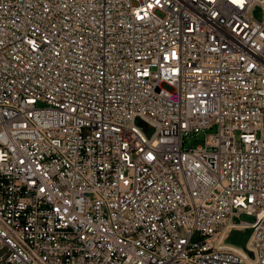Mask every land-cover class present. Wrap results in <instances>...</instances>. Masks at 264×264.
Wrapping results in <instances>:
<instances>
[{"label": "built area", "instance_id": "2783aa9c", "mask_svg": "<svg viewBox=\"0 0 264 264\" xmlns=\"http://www.w3.org/2000/svg\"><path fill=\"white\" fill-rule=\"evenodd\" d=\"M0 264H264V0H0Z\"/></svg>", "mask_w": 264, "mask_h": 264}, {"label": "rangeland", "instance_id": "374dc122", "mask_svg": "<svg viewBox=\"0 0 264 264\" xmlns=\"http://www.w3.org/2000/svg\"><path fill=\"white\" fill-rule=\"evenodd\" d=\"M214 129H207L205 130L204 133H211L213 132ZM202 137H203V133H200L198 135H189L187 137H184V146L187 148L189 146H194L197 144H201L202 143ZM242 219L248 220L250 221L252 218L249 216H245L242 215L241 217ZM249 234V231H245V232H237L235 233L234 231L231 232V235L229 236L232 242H234L235 244H243L244 243V239L247 238Z\"/></svg>", "mask_w": 264, "mask_h": 264}, {"label": "bare ground", "instance_id": "6f19581e", "mask_svg": "<svg viewBox=\"0 0 264 264\" xmlns=\"http://www.w3.org/2000/svg\"><path fill=\"white\" fill-rule=\"evenodd\" d=\"M224 230H225V232H226L225 234L227 235V237H229V236L231 235V232H232V231H234L235 233H237V232H236V229L225 228ZM229 238H230V237H229ZM235 245H236L238 248H241L240 244H237V243H236ZM246 246H247V247L250 246V242H249V240L247 241ZM249 263H253V260H252L251 258H250V260H249Z\"/></svg>", "mask_w": 264, "mask_h": 264}]
</instances>
